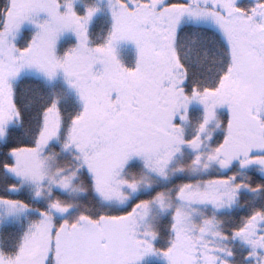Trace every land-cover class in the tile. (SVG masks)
Listing matches in <instances>:
<instances>
[{
  "label": "snow or ice",
  "instance_id": "1",
  "mask_svg": "<svg viewBox=\"0 0 264 264\" xmlns=\"http://www.w3.org/2000/svg\"><path fill=\"white\" fill-rule=\"evenodd\" d=\"M0 264H264V0H0Z\"/></svg>",
  "mask_w": 264,
  "mask_h": 264
}]
</instances>
